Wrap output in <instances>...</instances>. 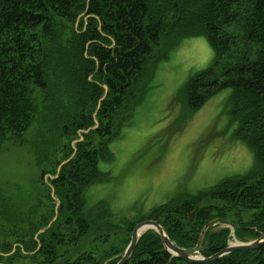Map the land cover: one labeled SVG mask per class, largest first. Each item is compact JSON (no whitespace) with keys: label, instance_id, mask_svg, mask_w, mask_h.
Here are the masks:
<instances>
[{"label":"trees","instance_id":"obj_1","mask_svg":"<svg viewBox=\"0 0 264 264\" xmlns=\"http://www.w3.org/2000/svg\"><path fill=\"white\" fill-rule=\"evenodd\" d=\"M199 34L213 61L183 84L186 106L199 109L229 88L231 138L250 150L251 167L138 214L114 212L101 200L87 204L88 187L106 178L99 161L113 159L109 143L132 122L158 59ZM225 57L235 61L216 73ZM35 125L38 141L29 145L41 189L19 220L2 212L5 221L21 223L4 231L13 240H1V261L115 264L143 219L157 220L184 248L195 246L216 218L231 221L239 241L258 237L264 233V0H0V145L8 138L26 142ZM245 208H255L247 219ZM217 224L205 232L202 256L231 238V228L215 230ZM125 264H264V245L190 263L147 229Z\"/></svg>","mask_w":264,"mask_h":264},{"label":"rangeland","instance_id":"obj_2","mask_svg":"<svg viewBox=\"0 0 264 264\" xmlns=\"http://www.w3.org/2000/svg\"><path fill=\"white\" fill-rule=\"evenodd\" d=\"M212 61L213 49L204 34L183 38L166 58L158 59L132 122L109 143L113 159L99 161L106 178L88 187L87 204L101 200L114 212L138 214L251 167L250 150L231 138L236 123L226 105L229 88L218 91L199 109L186 106L183 84ZM234 61L235 57H225L215 72ZM37 132V126H32L24 134L26 142L8 138L0 145V264H32L19 256L10 263L1 261V240H13L4 231L21 223L5 221L2 212L8 210L19 220L37 203L39 169L29 145L38 141ZM254 211L245 208L242 217L247 219ZM223 226L217 224L215 230ZM235 241L231 235L229 242Z\"/></svg>","mask_w":264,"mask_h":264},{"label":"water","instance_id":"obj_3","mask_svg":"<svg viewBox=\"0 0 264 264\" xmlns=\"http://www.w3.org/2000/svg\"><path fill=\"white\" fill-rule=\"evenodd\" d=\"M103 87L106 90V86L104 85ZM91 128H93V127H91ZM79 139H81V137ZM66 161L67 160L62 161L60 165H62ZM51 195L53 196V190L51 191ZM216 223H223V224H226L227 226H230L232 228L234 226V224L227 219H224V218L213 219V220L207 222L203 226V228L201 229V231L199 233V236L197 238L195 246H193L191 248H184V247H180V246L176 245L172 240H170L165 229L161 226V224L157 220L143 219L134 225L132 232H131L130 241L127 244L123 254L121 255V257L119 258V260L115 264H125V262L130 257L132 250L134 249L139 236L142 233H144L147 229H153L155 232L158 233V235L160 236L161 243H162L163 247L168 252H170L172 255L178 256V257L182 258L183 260L190 262V263H208V262H212L216 259H219L222 256H224L228 253H231L233 251L254 250V249H257V248L264 245V233H262L258 237L254 238L252 240H249L247 242H239L238 241L236 243H229L224 248L220 249L219 251H217L216 253H214L210 256H202L201 252L205 248V246L202 245L205 232H206L208 227H210ZM43 230L44 229H42L41 231H43ZM142 230H144V231L141 232ZM199 255H201V256H199Z\"/></svg>","mask_w":264,"mask_h":264},{"label":"bare ground","instance_id":"obj_4","mask_svg":"<svg viewBox=\"0 0 264 264\" xmlns=\"http://www.w3.org/2000/svg\"><path fill=\"white\" fill-rule=\"evenodd\" d=\"M42 229H40L39 231H41ZM144 230H142L141 232H143Z\"/></svg>","mask_w":264,"mask_h":264}]
</instances>
